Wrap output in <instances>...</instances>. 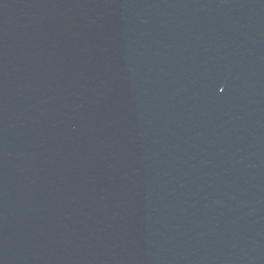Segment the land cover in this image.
Returning a JSON list of instances; mask_svg holds the SVG:
<instances>
[{
	"label": "water",
	"instance_id": "95a60500",
	"mask_svg": "<svg viewBox=\"0 0 264 264\" xmlns=\"http://www.w3.org/2000/svg\"><path fill=\"white\" fill-rule=\"evenodd\" d=\"M0 264H264V0H0Z\"/></svg>",
	"mask_w": 264,
	"mask_h": 264
}]
</instances>
